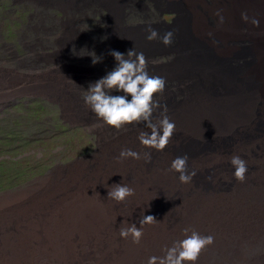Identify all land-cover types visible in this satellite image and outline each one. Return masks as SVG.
<instances>
[{
    "label": "bare ground",
    "instance_id": "bare-ground-1",
    "mask_svg": "<svg viewBox=\"0 0 264 264\" xmlns=\"http://www.w3.org/2000/svg\"><path fill=\"white\" fill-rule=\"evenodd\" d=\"M165 1L186 12L181 27L159 31L161 36L174 32L166 50L174 56L173 62L157 68L147 64L151 75L171 83L156 96L176 123L168 145L162 151L142 145L139 133L151 131L143 123L121 130L100 124L97 156L87 165L60 173L39 196L22 198L17 205L24 203L25 208L14 206L1 216L4 230L21 240V257L0 264H136L162 251L169 237L185 238V229L188 235L198 231L221 205L235 208L247 190L264 193V0ZM134 2L102 0L100 4L113 23L111 48L127 53L135 47L148 59L162 52L151 41L145 42L148 26L131 30L121 25ZM217 10L225 18L223 23ZM244 12L258 18L259 26L245 22ZM65 31L64 44L68 38L75 46L87 41L78 25ZM49 56L46 59L44 53L32 66L58 67L59 61L52 60L56 52ZM162 113L163 107L154 112L153 122ZM93 114L90 109L87 118ZM129 148L140 152L141 158H120L121 150ZM149 152L150 160L144 156ZM183 155L189 157V171L197 173L190 183H181L180 174L171 169L172 160ZM233 155L248 162L244 181L233 175ZM116 183L128 184L134 194L122 202L109 198ZM142 215H154L158 221L144 225L139 243L122 238L120 228L130 223L139 227Z\"/></svg>",
    "mask_w": 264,
    "mask_h": 264
},
{
    "label": "rangeland",
    "instance_id": "rangeland-1",
    "mask_svg": "<svg viewBox=\"0 0 264 264\" xmlns=\"http://www.w3.org/2000/svg\"><path fill=\"white\" fill-rule=\"evenodd\" d=\"M100 2L0 0V166L23 174L22 166L28 173L26 179L0 190V219L14 206L25 208L24 203L17 205L22 198L39 196L60 173L87 165L99 153L96 128L102 122L95 113L87 118L91 108L83 97L89 84L117 63L110 54L113 23ZM131 5L121 18V25L127 29L156 25L163 31L185 24L184 8L175 10L165 0H136ZM76 23L86 32L87 41L75 46L69 45L73 40L68 38L64 44L61 38L65 29ZM48 40L50 43H46ZM150 41L162 51L147 59L152 68L173 62L174 56L166 51L169 46L158 39L145 40ZM55 52L52 60L59 61V68L57 64L32 66L44 53L51 59L49 55ZM97 56L102 59L94 64ZM94 124L98 126L89 131ZM6 177L5 182L10 183L11 175ZM246 192L241 204L235 208L221 205L212 221L198 229L202 235H213L215 241L201 251L197 264H264V193ZM2 224L0 263L19 260L21 240L13 232H6ZM182 239L181 235L169 237L164 249L154 255L164 256L167 248ZM154 255L142 257L136 264H148Z\"/></svg>",
    "mask_w": 264,
    "mask_h": 264
},
{
    "label": "clouds",
    "instance_id": "clouds-1",
    "mask_svg": "<svg viewBox=\"0 0 264 264\" xmlns=\"http://www.w3.org/2000/svg\"><path fill=\"white\" fill-rule=\"evenodd\" d=\"M216 15L220 23L224 22V16L217 10ZM245 22L251 21L255 26H259L258 18L249 17L247 12L242 13ZM209 35H212L209 33ZM174 32L169 30L163 36L157 28L149 25V40L160 39L163 44L169 46L173 43ZM110 54L117 62L112 70L89 84L83 99L85 103L96 114L98 119L116 130H121L133 123H143L151 131H141L139 140L142 145L162 151L168 145L173 136L176 123L171 120L167 113V105H161L156 96L166 89V78L159 75H151L147 69V58L143 52H137L135 47L128 49L127 53L112 49ZM102 57L93 58V63H97ZM163 107L162 118L158 122H153L154 112ZM98 125L89 126V131H93ZM145 158H151V153H145ZM120 158L140 159L141 153L133 149H122ZM189 157L187 155L177 156L171 162V169L178 172L181 183H190L196 176V171H189ZM231 164L234 168L233 175L239 181L246 179L248 172V162L240 155L231 157ZM135 189L125 183L111 185L108 197L122 202L132 196ZM158 220L154 215H142L136 223H130L120 228V236L124 239L131 238L134 243H139L143 237L144 225L153 224ZM124 223V222H123ZM185 238L175 241L173 245L166 249L164 256L149 257L148 264H197L201 251L215 241L213 235H202L196 230L185 229Z\"/></svg>",
    "mask_w": 264,
    "mask_h": 264
},
{
    "label": "trees",
    "instance_id": "trees-1",
    "mask_svg": "<svg viewBox=\"0 0 264 264\" xmlns=\"http://www.w3.org/2000/svg\"><path fill=\"white\" fill-rule=\"evenodd\" d=\"M10 164L12 163L10 162ZM12 165L14 166V164ZM20 169H24L23 174H20V171L18 169H15V171L9 172V170H7V167H5L4 165L0 166V190H2L6 186H9V184L12 185L14 183H17L19 181L26 179V177L28 176L26 169L22 166L20 167ZM6 175L7 176L11 175L9 179H12V181L10 183L5 182L7 180Z\"/></svg>",
    "mask_w": 264,
    "mask_h": 264
}]
</instances>
